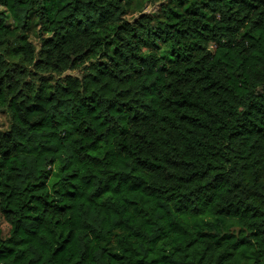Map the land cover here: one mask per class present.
<instances>
[{
  "label": "trees",
  "instance_id": "16d2710c",
  "mask_svg": "<svg viewBox=\"0 0 264 264\" xmlns=\"http://www.w3.org/2000/svg\"><path fill=\"white\" fill-rule=\"evenodd\" d=\"M131 1L0 0V264H264V0Z\"/></svg>",
  "mask_w": 264,
  "mask_h": 264
},
{
  "label": "rangeland",
  "instance_id": "374dc122",
  "mask_svg": "<svg viewBox=\"0 0 264 264\" xmlns=\"http://www.w3.org/2000/svg\"><path fill=\"white\" fill-rule=\"evenodd\" d=\"M171 0H132L129 4L124 18L128 21L136 19L141 14L157 15L162 7L169 5ZM29 41L38 46V26L32 24L27 32ZM76 70L66 71L63 75H76ZM9 126L7 113L0 110V131H4Z\"/></svg>",
  "mask_w": 264,
  "mask_h": 264
}]
</instances>
